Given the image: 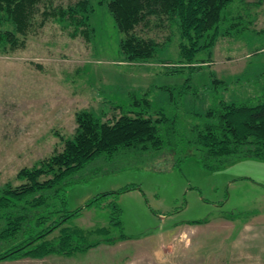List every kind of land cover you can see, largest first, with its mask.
Instances as JSON below:
<instances>
[{
  "label": "rangeland",
  "instance_id": "374dc122",
  "mask_svg": "<svg viewBox=\"0 0 264 264\" xmlns=\"http://www.w3.org/2000/svg\"><path fill=\"white\" fill-rule=\"evenodd\" d=\"M77 1L47 0L35 13L33 29L19 37L23 45L0 48V188L19 185V170L61 152L63 140L75 134L77 113H105L109 119L119 116L114 106L134 97H147L153 109L175 120V154L165 147L90 163L67 188L69 210L101 193L136 187L69 222L88 231L108 228L109 234L88 236L84 244L98 246L71 258L0 264H222L233 257L236 229L251 219L264 222V161L233 157L217 170H204L187 138L217 102L264 98V0H234L214 48L195 56L196 62H210L175 73L167 69L179 55L174 28L170 37L169 29L139 28L138 34L161 47L152 61L129 63L119 50L122 35L97 0H89L94 11L87 25L44 17V11ZM111 203L119 209V227L109 225ZM120 235L126 239L105 242Z\"/></svg>",
  "mask_w": 264,
  "mask_h": 264
},
{
  "label": "trees",
  "instance_id": "16d2710c",
  "mask_svg": "<svg viewBox=\"0 0 264 264\" xmlns=\"http://www.w3.org/2000/svg\"><path fill=\"white\" fill-rule=\"evenodd\" d=\"M46 1L0 0L1 49L14 50L23 45L19 37L25 38L33 29L35 13ZM233 1L97 0V3L106 6L122 35L119 50L129 63H148L161 47L153 38L138 34L139 28L159 32L169 29V37L174 28L180 40L179 55L167 69L168 73H175L183 69L196 71L210 62L209 58L196 62L195 56L214 48L225 11ZM93 11L89 0H78L65 8L44 11V17L53 14L60 21L82 26L87 25ZM115 107L119 116L109 119L104 117L105 113H77L75 134L72 139L63 140L61 152L37 166L19 170L15 176L19 185L6 183L0 188V263L39 260L51 255L71 258L98 246L84 243L90 235H108V228L88 231L70 227L69 222L80 217L84 209L100 208L109 197L115 198L136 187L101 193L84 206L69 210L66 193L76 183L72 177L101 157L159 152L165 147L170 155L175 154L176 122L168 119L164 110L153 109L147 97H134L130 104ZM200 118L203 121L190 129L187 147L202 169L217 170L233 157L264 161V98L241 103L219 101ZM110 205L113 212L109 225L119 227V209L115 203ZM124 239L120 235L105 242L114 244Z\"/></svg>",
  "mask_w": 264,
  "mask_h": 264
},
{
  "label": "crops",
  "instance_id": "0c3cea01",
  "mask_svg": "<svg viewBox=\"0 0 264 264\" xmlns=\"http://www.w3.org/2000/svg\"><path fill=\"white\" fill-rule=\"evenodd\" d=\"M251 221L236 229L233 244L230 245L234 258L222 264H264V222L256 224Z\"/></svg>",
  "mask_w": 264,
  "mask_h": 264
}]
</instances>
